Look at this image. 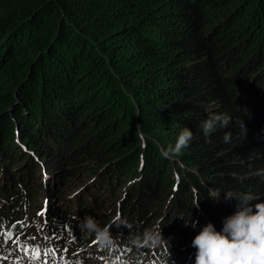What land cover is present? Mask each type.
Here are the masks:
<instances>
[{"label": "trees", "instance_id": "16d2710c", "mask_svg": "<svg viewBox=\"0 0 264 264\" xmlns=\"http://www.w3.org/2000/svg\"><path fill=\"white\" fill-rule=\"evenodd\" d=\"M209 114L232 121L206 138ZM183 127L189 146L162 158ZM81 169L91 179L65 189ZM257 171L264 0H0V250L17 238L34 258L72 240L63 264H194V237L236 211L225 192L264 202ZM117 180L124 192L102 211ZM85 215L130 230L111 227L109 252L81 235ZM144 230L162 237L152 259L130 244Z\"/></svg>", "mask_w": 264, "mask_h": 264}, {"label": "clouds", "instance_id": "9594fccd", "mask_svg": "<svg viewBox=\"0 0 264 264\" xmlns=\"http://www.w3.org/2000/svg\"><path fill=\"white\" fill-rule=\"evenodd\" d=\"M231 121L232 118L227 114H209L200 122L199 127L204 137L208 138L218 128H227ZM193 138V132L188 127L181 128L175 144L160 149L161 157L169 160L178 157ZM223 139L228 143L230 133H226ZM255 175L264 178V171H257ZM219 196L220 194L213 199L218 201ZM231 198L237 200V208L232 215L224 218L222 231H216L214 225L209 222L192 240V247L196 249L194 264H264V202L256 203L253 211L250 204L253 197L249 193L225 192V199ZM194 206H199V200ZM113 225H123L129 229V225L120 217H116L109 226L103 228L88 215L78 222L83 237L94 238L101 249H108L109 252L116 247L115 237L110 230ZM191 226L195 227V222ZM161 239L160 233L148 230H144L142 234H130V244L136 249L155 248Z\"/></svg>", "mask_w": 264, "mask_h": 264}, {"label": "rangeland", "instance_id": "374dc122", "mask_svg": "<svg viewBox=\"0 0 264 264\" xmlns=\"http://www.w3.org/2000/svg\"><path fill=\"white\" fill-rule=\"evenodd\" d=\"M39 163L41 164L42 162L39 161ZM68 173H70V172H68ZM73 173H75V174L69 176L68 178L65 177L62 180V182H61V184L63 183L62 185L65 187V189H70L69 191H71L73 185H75V184H77V185L78 184H82L83 185V184H85V182H87L88 180L91 179V177H90L91 174L89 172H86L85 170H82V169L81 170H75ZM123 183H124V180H117L111 186L112 192L109 193L108 195H104V198H103L104 200L103 201H106V203H104V205H106V206L102 209V211H104L105 209H109V208L111 209V208H113V206H115L116 204H118V200L121 198V196H122V194L124 192V189H125V187L127 185V184L125 185ZM120 184H122V186L119 189V185ZM42 215L43 214L42 213L40 214V212L39 213H36V217H38V219H40V217ZM107 224L108 223H106L104 225V227H106ZM32 226H33V228L36 229L34 223L32 224ZM156 227H157V222L154 223V224H152L151 230H154ZM151 230H149V231H151ZM57 245H58V247H53V248L54 249H58V255H62L63 254V256H65L64 253L66 252V250L69 249V248H72V247H77L78 246V243H75L72 240H67V241L61 240V242H59ZM20 249H22V248L19 247L17 249L16 253H18V251ZM80 250L81 249H78V250H76L74 252V254H73L74 259L79 260L78 254H79ZM21 251L23 252L24 250H21ZM149 251H151V254L153 253L152 248H146V252L145 253H146L147 257H151V254L148 253ZM46 260H48V259L46 258V255L43 253L42 255H40V256L37 257V259H36V261L34 263H31L27 259L23 260V262H24V264H39L41 262L42 263L45 262ZM2 264H9V263L4 262ZM13 264H15V263H13ZM90 264H93V263H90Z\"/></svg>", "mask_w": 264, "mask_h": 264}]
</instances>
